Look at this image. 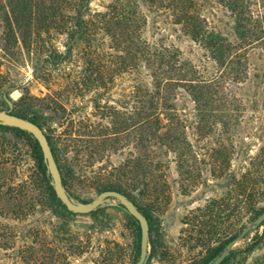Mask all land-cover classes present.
Returning <instances> with one entry per match:
<instances>
[{
    "label": "trees",
    "instance_id": "16d2710c",
    "mask_svg": "<svg viewBox=\"0 0 264 264\" xmlns=\"http://www.w3.org/2000/svg\"><path fill=\"white\" fill-rule=\"evenodd\" d=\"M90 2L44 1V17L56 21L51 29L57 26L56 33L64 36V50H44L37 44L28 47L39 55L32 74L44 81L50 70L70 59L79 46L84 61L75 84L91 83L105 74L114 81L120 73H127L132 101L124 118L115 108L97 105L102 117H112L113 127L81 119L71 122L62 133L74 163L103 185L100 191L117 190L137 205L149 224V244L156 223L150 206L165 196L169 186L164 179L166 169L174 162L176 171L187 177L182 185L192 188L193 177L201 170L192 161L200 153L191 144L189 130L198 141H213L217 147L205 152L211 158L208 172L213 179L223 181L225 198L216 208V200L210 199L203 210H195L200 215L194 213L190 219L196 234L210 237L216 232L205 226L207 212L223 213L226 218L222 241L206 258V264L237 235L232 228L234 216L240 220L249 213L255 218L264 210L258 205L264 200V0H111L102 10H92ZM141 6L155 14L165 12L204 51L206 64L198 66L186 59L162 36L150 39ZM9 12L16 17L27 13L30 23L22 26L25 30L43 17L42 2L28 0L21 4L16 0ZM2 97L0 110L3 105L9 108ZM11 112L44 128L43 122L19 110ZM247 112L251 115L246 118ZM255 113H262V117ZM64 117V113H56L45 118L62 124ZM0 132L23 137L37 163L27 181L14 185L15 170L23 163L22 153L13 142L0 140V264H69L84 248L80 237L67 227L78 214L68 211L56 197L41 149L32 135L4 125H0ZM46 136L62 183L71 196L58 148L48 133ZM123 145L129 149L126 157L112 164V155L122 151ZM231 157L239 161L237 176L231 171ZM233 190L237 193L235 204L230 198ZM135 197L142 203H136ZM127 218L137 232L131 262L135 264L140 229L132 216L127 214ZM262 245L264 223L246 238L242 248H233L220 264H244ZM116 248L117 243L110 242L93 264H123ZM149 260L150 255L146 264ZM252 264H264V254Z\"/></svg>",
    "mask_w": 264,
    "mask_h": 264
},
{
    "label": "rangeland",
    "instance_id": "374dc122",
    "mask_svg": "<svg viewBox=\"0 0 264 264\" xmlns=\"http://www.w3.org/2000/svg\"><path fill=\"white\" fill-rule=\"evenodd\" d=\"M39 1L42 2L43 17L34 20L32 27L22 30V26L30 23L27 13H21L20 17H16L9 12L16 0H0V103L3 100L2 96H5L12 102L11 111L19 110L27 117H33L44 123L43 130L51 136L52 143L57 146L60 153L71 197L79 201H89L97 196L103 185L90 178V172L74 163L73 154L69 152L62 132L71 122L81 119L100 122L108 128L113 127L112 117H102L103 115L97 112V105L115 108L123 113L121 116L124 118L132 101L129 97L128 76L126 72L120 73L112 81L110 76L105 74L102 78L96 77L91 83L82 81L81 84L78 81L79 84H75L74 82L79 80L76 73L81 70L84 61L80 51L82 46H79L70 59L58 68L51 69L44 81L36 80L32 74V67L39 55H35L28 47L37 44L44 50L52 47L64 50V36L56 33L57 26L51 29V25L56 21H51L49 16L44 17L45 0ZM110 1L91 0L90 8L102 10ZM22 2L27 3L28 0H21V4ZM141 10L147 19L145 33L150 39L162 36L166 44L178 48L186 59L198 66L206 64L202 57L204 51L184 34L178 25L173 24L165 12L155 14L148 12L144 6H141ZM105 64L108 65L106 62ZM83 84L92 87L88 88ZM2 108L8 107L3 105ZM56 113L65 114L62 124L45 118ZM250 115L251 113L247 112L245 117ZM254 115L258 118L262 117V113ZM121 116L120 121H122ZM189 133L192 146L200 153L192 161L200 166L201 170L193 177L195 187L192 188L182 185L183 178L187 177L181 176L176 171L174 162H171L166 169L164 179L169 186L168 189L165 188L163 194L165 196L160 202L150 206L155 213L156 223L152 232V243L148 247V257L150 255L148 264H203L213 248L222 241L220 234L226 226L223 213L207 212L203 218L206 228L211 230L213 228L216 232L210 237L196 234L190 221L192 215L196 213L195 210L197 208L203 210L210 199L216 200L213 205L217 207L222 197L225 198L223 195L225 185L221 179H213L208 172L211 158L205 155L207 154L205 152L209 147L216 145L211 139L198 141L193 131L189 130ZM1 139L13 142L22 153L23 163L16 168L13 177L14 185L22 184L28 180L29 173L36 168L34 153L24 138L16 137L13 132H0ZM121 148L122 151L112 155V164L126 157L128 147L123 145ZM238 162L231 157V171L236 176L239 169ZM41 186L43 189L46 188L45 183H41ZM236 197L237 193L233 190L230 196L232 204L236 203ZM135 198L136 203H142L139 197ZM258 205L264 207V200L261 199ZM196 215L200 213L197 212ZM233 219H235L233 233L238 234L254 218L247 213L240 220L235 216ZM67 227L84 243L81 253L71 259L69 264H93L110 242L117 243L116 250L119 251L123 264H131L135 255L137 232L121 207L103 204L94 214H78L72 217ZM245 240L238 242L233 248H242ZM263 254L264 245L253 251L244 264H252Z\"/></svg>",
    "mask_w": 264,
    "mask_h": 264
},
{
    "label": "water",
    "instance_id": "95a60500",
    "mask_svg": "<svg viewBox=\"0 0 264 264\" xmlns=\"http://www.w3.org/2000/svg\"><path fill=\"white\" fill-rule=\"evenodd\" d=\"M4 100L6 101L9 108L0 110V125L14 127L25 131L31 134L32 137L37 141L41 149L47 174L50 176V184L56 197L66 207V209L74 214H89L103 204L121 207L128 215L132 216L138 222L140 229L139 255L135 264H146L149 247V224L146 217L138 209L137 205L125 194L117 190L100 191L96 197L86 202L79 201L71 197L62 183L60 170L54 159L51 147L43 128L27 118L13 114L11 112V100L5 96ZM263 223L264 210H262L248 225H246L241 230V232L228 240L221 252L214 256L206 264H220L229 255L235 244L248 238V236Z\"/></svg>",
    "mask_w": 264,
    "mask_h": 264
}]
</instances>
